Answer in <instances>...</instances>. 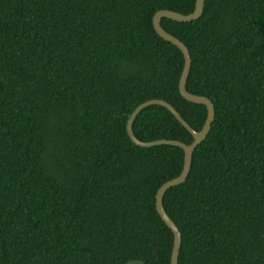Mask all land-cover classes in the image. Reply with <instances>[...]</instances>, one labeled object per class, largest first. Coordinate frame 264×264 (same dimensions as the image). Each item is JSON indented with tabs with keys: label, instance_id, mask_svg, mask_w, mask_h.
Segmentation results:
<instances>
[{
	"label": "trees",
	"instance_id": "obj_1",
	"mask_svg": "<svg viewBox=\"0 0 264 264\" xmlns=\"http://www.w3.org/2000/svg\"><path fill=\"white\" fill-rule=\"evenodd\" d=\"M196 2L0 0V264H171L156 194L185 152L135 144L127 121L157 99L203 128L207 107L179 91L184 55L152 24ZM161 24L190 52L187 91L216 110L164 195L179 264H264V0H205L200 19ZM133 131L194 141L159 105Z\"/></svg>",
	"mask_w": 264,
	"mask_h": 264
},
{
	"label": "water",
	"instance_id": "obj_2",
	"mask_svg": "<svg viewBox=\"0 0 264 264\" xmlns=\"http://www.w3.org/2000/svg\"><path fill=\"white\" fill-rule=\"evenodd\" d=\"M204 4H205V0H197L195 11L188 15H183L181 13H177V12L170 11V10H160V11H157L152 18V24H153V28L155 32H157L165 41L170 42L176 47H178L184 55L185 64H184L183 73L181 75L180 82H179V91L182 97L186 99L187 101L191 103H195V104L204 105L207 107L208 116H207V119L205 121L203 128L200 131H195L190 126V124L176 111V109L171 104H169L168 102L164 100H157V99L147 101L141 104L140 106H138L134 110V112L129 116L128 121H127L128 133L135 144L139 146H143V147L168 144V145L179 146L185 152L184 166H183L182 172L177 177L172 178L168 180L167 182H165L158 189L157 194H156V208L159 214L161 215L162 219L165 221L168 228L173 232V235H174V246H173V251L171 255V264H179V255H180V250L182 246V234L178 226L175 224L173 219L168 215V213L166 212V209L164 208V195L167 192V190L170 189L171 187L176 186L186 181L190 173L191 166H192L193 152L195 148L203 140H205V138L209 134L212 128V123L216 116V110H215V106L213 102L209 98L204 97V96L194 95L187 91V82H188V77H189L191 66H192V58H191L190 52L182 41H180L178 38L174 37L173 35L169 34L162 27L161 22L164 18L171 19L173 21L180 22V23H189L192 21H196L200 19V17L203 14ZM155 105L165 107L174 116H176L177 119L190 132H192V134L194 135V141L190 144H187L180 140L166 139V138L150 140V141H142L138 139L133 131V122L135 118L140 114L141 111H143L147 107L155 106ZM126 264H146V263H144L143 261L136 260V261H130Z\"/></svg>",
	"mask_w": 264,
	"mask_h": 264
}]
</instances>
